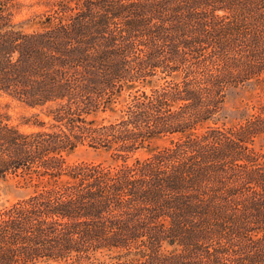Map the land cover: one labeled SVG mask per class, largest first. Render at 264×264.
<instances>
[{"label":"trees","instance_id":"trees-1","mask_svg":"<svg viewBox=\"0 0 264 264\" xmlns=\"http://www.w3.org/2000/svg\"><path fill=\"white\" fill-rule=\"evenodd\" d=\"M0 93V264H264V0H0Z\"/></svg>","mask_w":264,"mask_h":264},{"label":"rangeland","instance_id":"rangeland-1","mask_svg":"<svg viewBox=\"0 0 264 264\" xmlns=\"http://www.w3.org/2000/svg\"><path fill=\"white\" fill-rule=\"evenodd\" d=\"M25 1L28 2L30 0ZM34 9H36V6H24L23 9L16 14L15 18L17 20H21L32 14ZM24 26H26V24H24ZM257 94V90L251 84L230 88L227 91L226 97L222 103L221 113L217 122L225 123L227 125L239 122L242 119V115L251 111L250 108H247V105H250L252 102L256 101ZM0 110L8 111V113L11 114L12 122L14 123H20L21 115L26 111L25 107L18 101L1 93ZM21 127L28 128L25 125H22ZM261 143H264L263 139L256 142V148H259ZM99 160L109 161V154L104 150L95 149L87 145H80L67 155V161L69 163ZM30 191L31 188L26 187L23 184V181L18 177L0 176V205L7 204L18 198H21Z\"/></svg>","mask_w":264,"mask_h":264}]
</instances>
